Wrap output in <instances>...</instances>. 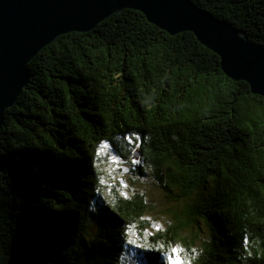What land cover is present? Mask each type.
<instances>
[{
	"label": "trees",
	"instance_id": "1",
	"mask_svg": "<svg viewBox=\"0 0 264 264\" xmlns=\"http://www.w3.org/2000/svg\"><path fill=\"white\" fill-rule=\"evenodd\" d=\"M190 1L264 45V0ZM28 71L0 128V264H264V97L193 33L125 9ZM105 148L173 197L162 231L107 193Z\"/></svg>",
	"mask_w": 264,
	"mask_h": 264
},
{
	"label": "water",
	"instance_id": "2",
	"mask_svg": "<svg viewBox=\"0 0 264 264\" xmlns=\"http://www.w3.org/2000/svg\"><path fill=\"white\" fill-rule=\"evenodd\" d=\"M128 9L170 35L191 32L217 54L223 73L264 97V45L190 0H0V128L29 80L28 63L59 36L91 31Z\"/></svg>",
	"mask_w": 264,
	"mask_h": 264
},
{
	"label": "rangeland",
	"instance_id": "3",
	"mask_svg": "<svg viewBox=\"0 0 264 264\" xmlns=\"http://www.w3.org/2000/svg\"><path fill=\"white\" fill-rule=\"evenodd\" d=\"M101 156L106 157L104 166L106 165L108 172H110L109 181H111V183L106 190L107 193H109L110 190H114L122 195L128 193L143 195L148 204L152 205L149 209H154V213L147 216L150 221V227L146 231L149 233L162 231L169 217L166 211L176 207V202H174L173 197L167 196L160 185L150 180V177L142 174H134L133 168L135 165L132 166L127 161L118 158V163H113L110 158L114 156L109 154L107 148L101 153ZM97 229L98 225L95 224L94 229L92 228V234L94 230ZM135 234H137V231ZM135 234L131 235L132 239H138ZM169 256H172L173 259L177 258L173 253ZM178 257L183 261V264H191L180 252L178 253ZM167 262L169 263V259Z\"/></svg>",
	"mask_w": 264,
	"mask_h": 264
},
{
	"label": "snow or ice",
	"instance_id": "4",
	"mask_svg": "<svg viewBox=\"0 0 264 264\" xmlns=\"http://www.w3.org/2000/svg\"><path fill=\"white\" fill-rule=\"evenodd\" d=\"M131 142V138H128ZM112 160L113 163H118V160L116 157H111L110 158ZM172 253L177 257L176 259H173L172 256H169V264H183V261L181 259H179L178 257V253L180 252L179 248H173Z\"/></svg>",
	"mask_w": 264,
	"mask_h": 264
},
{
	"label": "flooded vegetation",
	"instance_id": "5",
	"mask_svg": "<svg viewBox=\"0 0 264 264\" xmlns=\"http://www.w3.org/2000/svg\"><path fill=\"white\" fill-rule=\"evenodd\" d=\"M50 66H55V65H54V64H52V65L50 64ZM46 69H47V68H46ZM46 69H45L44 71H47ZM44 71L42 70V74H40L41 76L44 75V73H45Z\"/></svg>",
	"mask_w": 264,
	"mask_h": 264
}]
</instances>
